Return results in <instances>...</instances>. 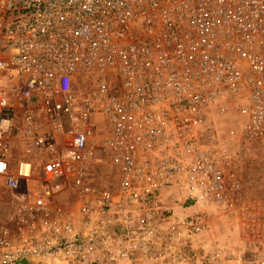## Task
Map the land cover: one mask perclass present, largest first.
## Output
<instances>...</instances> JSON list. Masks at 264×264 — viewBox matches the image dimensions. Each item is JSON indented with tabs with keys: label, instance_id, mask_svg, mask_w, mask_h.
Wrapping results in <instances>:
<instances>
[{
	"label": "built area",
	"instance_id": "1",
	"mask_svg": "<svg viewBox=\"0 0 264 264\" xmlns=\"http://www.w3.org/2000/svg\"><path fill=\"white\" fill-rule=\"evenodd\" d=\"M246 144L264 0H0V264H264Z\"/></svg>",
	"mask_w": 264,
	"mask_h": 264
},
{
	"label": "rangeland",
	"instance_id": "2",
	"mask_svg": "<svg viewBox=\"0 0 264 264\" xmlns=\"http://www.w3.org/2000/svg\"><path fill=\"white\" fill-rule=\"evenodd\" d=\"M239 151L245 196L251 201H264V156L261 147L246 144Z\"/></svg>",
	"mask_w": 264,
	"mask_h": 264
}]
</instances>
